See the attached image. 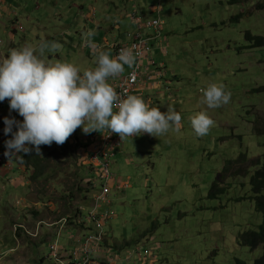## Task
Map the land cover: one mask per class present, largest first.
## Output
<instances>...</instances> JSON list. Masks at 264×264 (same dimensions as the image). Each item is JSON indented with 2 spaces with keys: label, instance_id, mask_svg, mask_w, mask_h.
<instances>
[{
  "label": "rangeland",
  "instance_id": "1",
  "mask_svg": "<svg viewBox=\"0 0 264 264\" xmlns=\"http://www.w3.org/2000/svg\"><path fill=\"white\" fill-rule=\"evenodd\" d=\"M260 3L264 0H0V51L26 42H58L62 48L48 58L81 70L95 67L84 37L88 30L95 32V42L108 35L111 43L125 44L139 30L134 19L139 12L146 36L161 32L154 58L166 69L151 105L162 112L173 105L181 130L125 137L115 151L110 204L100 203L99 210L111 213L100 219L106 230L103 254L116 264H235L237 259L252 264L261 256V246L250 249L238 239L262 222L250 187L251 161L264 154V44L256 40L264 39ZM154 20L163 21L161 31L148 26ZM130 70L127 66L122 76ZM207 82L223 83L230 102L216 109L201 104L200 89ZM200 110L215 121L203 137L190 122ZM1 123L0 143L6 137ZM65 143L47 146L54 168L49 179L32 183V170L24 165L20 176L17 169L0 171V264H53L49 244L62 224V246L85 230L78 219H58L78 212L89 222L101 184L82 148ZM18 176L25 186L15 181ZM214 183L221 191L211 197ZM18 228L23 232L16 236Z\"/></svg>",
  "mask_w": 264,
  "mask_h": 264
},
{
  "label": "clouds",
  "instance_id": "2",
  "mask_svg": "<svg viewBox=\"0 0 264 264\" xmlns=\"http://www.w3.org/2000/svg\"><path fill=\"white\" fill-rule=\"evenodd\" d=\"M95 32L84 33L92 50L95 67L81 70L73 63L49 59L48 53L62 48L58 42L41 40L10 48L0 59V102L8 100L9 112L23 120L4 117V155L9 159L20 153L42 155L41 146H62L76 131L85 135L108 132L125 137L147 133L160 137L169 130H181V115L171 104L160 111L142 97L119 93L109 82L122 74L125 65L136 64L139 53L121 48L115 57L94 43ZM201 104L216 109L230 102L231 93L223 83L207 82L200 89ZM197 137L207 135L215 121L205 110L190 117ZM15 129V130H14Z\"/></svg>",
  "mask_w": 264,
  "mask_h": 264
},
{
  "label": "built area",
  "instance_id": "3",
  "mask_svg": "<svg viewBox=\"0 0 264 264\" xmlns=\"http://www.w3.org/2000/svg\"><path fill=\"white\" fill-rule=\"evenodd\" d=\"M159 13L161 9H158ZM135 20L139 26L138 32L131 36V39L126 44H116L113 46L114 56H116L121 48L132 47L134 48L139 55L137 56L136 64L131 68L130 72L126 76L121 77L120 82L116 85L115 89L119 93L127 92V94H134L138 96V89L143 81L146 83H152L154 76L152 74H146V69L150 67V65H155V59L153 58V45L152 41L158 39L161 36V32L157 35L156 38L145 36L142 32L144 28L147 27L141 19L137 18L135 14ZM163 21L154 20L148 24L150 27H155L158 31H161ZM151 62L150 64H147ZM160 69L159 72L155 73V76L158 79L163 77V69ZM68 140H73L71 137ZM73 145H78L77 140H73ZM123 144V139L121 140L120 136L115 133L109 134L108 132H103L99 136L97 142L93 143L92 149L89 150L87 156V163L89 166L94 168L97 172V177L100 181L99 190L94 194L93 199V209L88 214V219L85 222L86 225H90L91 229L87 231V234L81 236L78 239V243L80 248L77 250L71 251L69 254V258L71 259L72 264H101L95 260V255L99 252L100 248H104L105 243V226L101 222L102 217H106L111 213L108 212L101 213L99 210L100 203L109 205L110 202L108 200V195L111 192V183L114 182L111 173V164L112 159L115 156V151ZM2 159L0 163H2ZM67 219H64L61 222H66ZM64 229V224L58 230L53 240L49 244V258L53 262V264H66L65 255L63 254L62 246L58 240L61 230ZM97 248L98 251H97ZM145 255L149 254V250H143Z\"/></svg>",
  "mask_w": 264,
  "mask_h": 264
},
{
  "label": "crops",
  "instance_id": "4",
  "mask_svg": "<svg viewBox=\"0 0 264 264\" xmlns=\"http://www.w3.org/2000/svg\"><path fill=\"white\" fill-rule=\"evenodd\" d=\"M137 18H139V19H141L140 17H139V12H137ZM134 19H135V16H134ZM142 20V19H141ZM136 21V20H135ZM137 23V22H136ZM138 25V24H137ZM144 31V29L142 30V32ZM144 34V33H143ZM145 35V34H144ZM9 36H10V39L11 40H14L15 39V34L14 33H12V32H10L9 33ZM146 36V35H145ZM100 39H102V38H100ZM104 39L105 40H100V41H98V42H95V39L93 40L94 41V43H96L97 45H99L104 51H106V52H108L109 54H110V56H112V57H115L114 56V49H113V46H115L116 44H118L117 42H114V43H111V41H110V39L108 38V35L106 36H104ZM10 40V41H11ZM129 42V41H128ZM127 42V43H128ZM157 41H152V45H153V58H154V51L155 50H158V51H160L159 49H157L156 48V43ZM126 44V43H125ZM118 45H120V44H118ZM11 46L13 47V42L11 41ZM10 46V47H11ZM88 53V51H86V50H81V54H87ZM91 54H93V53H91ZM8 55V53L5 51V50H1L0 51V59H2V58H4V57H6ZM155 59V58H154ZM151 62H148L147 64H150ZM95 65V64H94ZM125 68L127 67V65H125L124 66ZM158 67H160V68H162L163 69V74L165 75V66H163V64H158L157 63V61H156V59H155V65H150V67H148L147 69H146V74H152L153 76H154V78H153V82L152 83H146L145 81H143L142 83H141V85H140V87H139V89H138V96H140V97H142L146 102H148V103H150V104H152V102H153V97L155 96L154 94H155V91H159L160 90V88H162V86H163V83H164V81H162V79L164 78V75H163V77L161 78V79H158L157 80V78H156V76H155V73H157V72H159L160 71V69L158 68ZM120 80H121V77L120 76H118V77H116V78H114V79H111V80H109V82L112 84V86L115 88L116 87V85H118V83L120 82ZM3 103H5V105L8 107L7 109H5V110H2V111H0V116H9V115H11L12 117L15 115V114H18L17 112H15V111H13V112H9V103H8V100H5V101H3ZM0 110H1V106H0ZM2 121H4V120H0V124H2L1 122ZM101 135V133L100 132H92L91 134H88V135H85L84 133H83V131H82V129H80V128H77L76 129V131L70 136L73 140H77V142H78V146H80L81 148H82V150L84 151V154H86V159H87V156H88V152H89V150H91L92 149V146L91 145H93V143H95V142H97V140L99 139V136ZM9 138H11V136L10 135H7L6 137H5V140H7V139H9ZM5 140L4 141H2L1 143H0V153L2 154H0L1 156H4V157H6L3 153H4V151H5ZM73 140H70V143L71 144H74V141ZM83 145V146H82ZM84 145H87V147H84ZM75 147H77V146H75ZM78 149H79V147H78ZM15 157V159L16 160H18V156H14ZM15 159H13V157H11V158H4L3 159V161H2V163L0 164V171L4 174V175H6L9 171H12V170H18V172L20 173L19 174V176L20 175H22V170H21V167L20 166H22V165H19V164H17V162L18 161H16V164H14V162H13V160H15ZM6 162L7 163H9V166H11V168L10 167H8L7 166V164H6ZM11 164V165H10ZM16 165V166H15ZM87 165L89 166V164L87 163ZM13 166H15V167H13ZM6 169H8V170H6ZM94 173L96 174V177H97V172H96V170L94 169ZM19 176L15 179V181L17 180L18 182H21V184H23V186H25L24 185V182H23V180H22V178H19ZM14 179V178H13ZM88 181L90 182H93V180H90V179H88ZM25 184H26V182H25ZM86 224V223H85ZM87 227H90V225H87ZM86 228V227H85ZM106 231V230H105ZM108 231V230H107ZM85 234H87V231H86V233H78L77 235H72L71 236V239H72V241L70 242V243H68V244H65V245H61L62 246V250H63V254L65 255V262H66V264H72L73 262H71V259L69 258V254L68 253H70L71 251H73V250H77V249H79L80 248V245H79V243H78V239L81 237V236H84ZM127 243V242H126ZM130 246V245H129ZM98 249L99 248H97V251H98ZM104 251H106L103 247L102 248H100L99 249V252L95 255V260L97 261V262H99V263H101V264H116L115 263V259H112V258H109L108 256L106 257V255H104L103 254V252ZM137 261H141V258H137ZM144 262H141V264H143Z\"/></svg>",
  "mask_w": 264,
  "mask_h": 264
},
{
  "label": "trees",
  "instance_id": "5",
  "mask_svg": "<svg viewBox=\"0 0 264 264\" xmlns=\"http://www.w3.org/2000/svg\"><path fill=\"white\" fill-rule=\"evenodd\" d=\"M233 2H239L240 0H232ZM258 10H264V3H260L257 6ZM249 37L247 34L246 37ZM257 44L261 45L264 44V39L261 37H258ZM260 131V130H259ZM64 143L63 146H66L68 144ZM41 152L42 155H37L34 152L32 154H24L20 153L18 156V160L15 159L17 164L24 165L28 171L32 170V173L30 175V181L32 183H38L46 178L49 179V172L53 171L54 168L49 165V149L47 146H41ZM239 158L241 161H245L246 155L244 153H241L239 155ZM252 166L255 168L253 173L250 177V187L251 191L254 194V207L257 212L261 214L262 222L258 226V229L256 231L254 230H248L243 233H241L238 237L239 242L243 246H247L250 249H256L258 246L262 247V254L259 258L254 260L252 264H264V154L262 156V159L257 158L253 161H251ZM88 166V165H87ZM93 184V183H90ZM215 185L212 186L211 191L209 193V196H213V194L218 191L220 192L221 189L217 187V183H214ZM217 187V189H216ZM82 213L75 212L73 213V216L67 215V213H64L62 217H59L58 220L61 218L71 220V219H78L80 226H82L85 230H82V233H86V231L91 229L90 227H86L85 221H83ZM62 220V219H61ZM77 224V223H76ZM86 227V228H85ZM20 232H23L21 228H18L16 231V236L20 235ZM129 244V243H128ZM145 250V249H144ZM235 264H248L242 260L237 259Z\"/></svg>",
  "mask_w": 264,
  "mask_h": 264
},
{
  "label": "bare ground",
  "instance_id": "6",
  "mask_svg": "<svg viewBox=\"0 0 264 264\" xmlns=\"http://www.w3.org/2000/svg\"><path fill=\"white\" fill-rule=\"evenodd\" d=\"M106 239V238H105Z\"/></svg>",
  "mask_w": 264,
  "mask_h": 264
}]
</instances>
